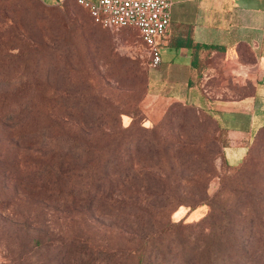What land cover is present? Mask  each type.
Wrapping results in <instances>:
<instances>
[{"label": "rangeland", "instance_id": "rangeland-1", "mask_svg": "<svg viewBox=\"0 0 264 264\" xmlns=\"http://www.w3.org/2000/svg\"><path fill=\"white\" fill-rule=\"evenodd\" d=\"M12 35L21 82L47 88L58 137L74 141L62 160L74 184L60 189L75 191L27 197L15 162L57 163L60 151L4 147L0 264H240L263 246L264 128L229 136L207 110L151 94L138 30L104 28L76 0H0V43ZM259 254L249 264H264Z\"/></svg>", "mask_w": 264, "mask_h": 264}, {"label": "crops", "instance_id": "crops-1", "mask_svg": "<svg viewBox=\"0 0 264 264\" xmlns=\"http://www.w3.org/2000/svg\"><path fill=\"white\" fill-rule=\"evenodd\" d=\"M170 2L151 94L207 110L229 136L264 128V0Z\"/></svg>", "mask_w": 264, "mask_h": 264}, {"label": "trees", "instance_id": "trees-1", "mask_svg": "<svg viewBox=\"0 0 264 264\" xmlns=\"http://www.w3.org/2000/svg\"><path fill=\"white\" fill-rule=\"evenodd\" d=\"M15 41L16 39L14 38V35H12L11 39L5 44L4 42H2V44L0 43V49L2 48V50L5 51L3 55H0V85L2 84L0 86V135L2 140H7L5 144L0 141V157L2 155V150L4 147L7 148V145L14 148L25 147L28 151L32 149V151L41 153L60 151L58 160H61V162L57 163H51L50 159L45 162L43 156H35L34 158H31L30 156L28 159H24L22 164L17 160L15 165L18 163L20 165L16 166L15 177H22V180L25 179L27 183H31L22 189V193L27 197L33 198L37 201H43L46 198L48 199L53 193L54 197L57 196L58 199H65L66 195L72 194L75 190L73 186L71 187L74 182L70 179V174H68L69 170L63 166L62 160L66 158L67 155V149H64V147L67 145L73 147L74 145L72 144L74 141L72 140L68 143L69 140H63L65 122L56 119L53 121L51 119L52 116L49 113L50 104L45 97L47 88L38 85L32 86L30 83L21 82V79L24 77H21L20 74L17 75V56L11 53L16 47L14 43ZM41 42L43 41L40 40V43ZM3 79L6 80L5 83L3 82ZM59 105L61 108L70 107L63 103H60ZM64 118H66V116H64ZM66 120V122L69 121L76 125L81 123L84 127H90L86 122L79 120V123L75 118L71 119L67 117ZM9 126L11 128L8 129L7 127ZM5 130H8L6 138L4 137ZM127 130L128 128L124 129V131ZM61 134H63L62 139L58 137ZM77 145L83 146L84 144L81 140H78ZM91 152L92 148L86 146V148L84 147L83 152L80 153L88 156ZM129 170V167L125 168V172H128ZM140 170H142V168H140ZM69 184L71 185L67 190L60 189L61 186H67ZM50 186L53 187V191H50V188H48ZM224 187L225 186L221 183L218 191L209 198L221 197L220 194L224 191ZM232 206L233 208H238L239 200L236 199L232 203ZM27 221L28 218L23 222L26 223ZM256 250L263 252L264 243L263 246H260L259 248L249 250L247 255H245L248 259L240 264L251 263L256 258ZM24 255L26 256L27 254ZM20 257L21 256L14 258L12 264H22ZM263 258L264 255L262 257L259 254L257 259L261 260ZM224 259L227 262L231 261V264H239L235 259L231 258L230 254ZM26 264H32L31 260H28Z\"/></svg>", "mask_w": 264, "mask_h": 264}, {"label": "built area", "instance_id": "built-area-1", "mask_svg": "<svg viewBox=\"0 0 264 264\" xmlns=\"http://www.w3.org/2000/svg\"><path fill=\"white\" fill-rule=\"evenodd\" d=\"M97 24L110 30L134 27L149 48L152 65L159 61V40L170 22V0H76Z\"/></svg>", "mask_w": 264, "mask_h": 264}]
</instances>
